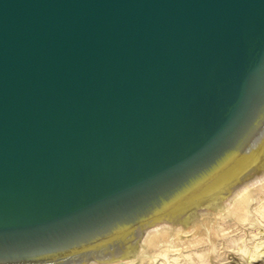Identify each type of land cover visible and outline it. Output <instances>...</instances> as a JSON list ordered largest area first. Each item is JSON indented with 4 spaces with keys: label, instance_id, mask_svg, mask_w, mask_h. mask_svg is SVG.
<instances>
[{
    "label": "water",
    "instance_id": "obj_1",
    "mask_svg": "<svg viewBox=\"0 0 264 264\" xmlns=\"http://www.w3.org/2000/svg\"><path fill=\"white\" fill-rule=\"evenodd\" d=\"M263 124L264 0H0V264L161 220Z\"/></svg>",
    "mask_w": 264,
    "mask_h": 264
},
{
    "label": "bare ground",
    "instance_id": "obj_2",
    "mask_svg": "<svg viewBox=\"0 0 264 264\" xmlns=\"http://www.w3.org/2000/svg\"><path fill=\"white\" fill-rule=\"evenodd\" d=\"M234 164V171H225L202 185L191 201L166 210L161 220L145 228L137 225L135 230L121 233L91 254L67 257L63 263L144 264L146 259L174 256V264H178L181 255L185 260L191 255L187 248H194L204 262L224 259V249L237 243L228 235L230 231L224 223L227 218L246 220L253 208L264 217V124L236 156Z\"/></svg>",
    "mask_w": 264,
    "mask_h": 264
},
{
    "label": "rangeland",
    "instance_id": "obj_3",
    "mask_svg": "<svg viewBox=\"0 0 264 264\" xmlns=\"http://www.w3.org/2000/svg\"><path fill=\"white\" fill-rule=\"evenodd\" d=\"M253 205L254 203H252L251 208H253ZM224 223L230 231L228 235L237 239V243L233 247L228 248L229 251L227 249L223 251L222 249L223 253H225L222 255V257H225L224 259L218 257L214 259L215 261L204 262L196 251L193 250L194 248H187V253L189 252L191 255L188 254L187 260L181 255L178 264H216L218 260L219 263L217 264H264V217L253 208L252 214L246 220H239L237 222L227 218ZM231 252L234 253L232 254ZM144 264H174V256L170 258L160 256L146 259Z\"/></svg>",
    "mask_w": 264,
    "mask_h": 264
}]
</instances>
